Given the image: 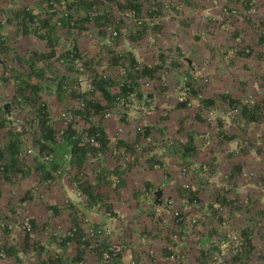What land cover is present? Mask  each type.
I'll return each mask as SVG.
<instances>
[{
    "label": "rangeland",
    "instance_id": "rangeland-1",
    "mask_svg": "<svg viewBox=\"0 0 264 264\" xmlns=\"http://www.w3.org/2000/svg\"><path fill=\"white\" fill-rule=\"evenodd\" d=\"M132 3L141 6L135 7L140 17L151 18L157 7L166 16L160 24L140 25L136 17L125 18ZM0 15V220L15 221L14 231L0 237L7 251L0 264H65L62 258L73 264H139L143 256L156 264L160 244L168 242L175 253L163 256L175 255L173 264H264V32L258 30L264 31V0H0ZM111 27L119 35L113 36ZM240 44L250 52L230 53ZM146 66L156 70L146 75ZM104 79L112 100L99 87ZM128 81L137 90L136 101L119 97ZM21 83L29 98L18 93ZM34 87L41 91L32 100ZM251 95L253 104L229 113L234 102ZM38 103L47 105L52 140ZM64 112L72 115L71 122L66 123ZM94 126L103 129L109 146L98 139V146L92 144L85 130ZM68 129L81 137L79 151L88 150L82 164L70 152L55 162V147L64 143ZM124 135L139 144L135 151L126 150L128 185L136 191L146 185L155 189L149 202L153 207L161 203V209L152 212V221L163 236L127 242L110 232L99 237L103 246L93 247L79 232L67 242V255L61 252L67 237H59L60 251L51 247L43 254L50 237H30L21 219H33L36 231L30 208L35 204L50 224L59 212L76 213L74 225H93L75 208L89 201L84 188L99 187V178L115 195L125 186L123 172L103 174L106 164L117 163L107 160L119 156ZM12 141H17L16 152ZM29 148L33 153L25 155ZM45 153L53 158L46 160ZM156 156L158 161L151 159ZM38 160L48 170L39 169ZM147 178L154 181L150 187ZM174 208L181 211L180 220L172 215ZM201 225L218 237L210 250L200 247ZM13 232L16 237H9ZM228 232L244 237L238 255L227 245ZM112 243H121L123 253L105 261L102 249ZM81 250L89 257H80Z\"/></svg>",
    "mask_w": 264,
    "mask_h": 264
},
{
    "label": "crops",
    "instance_id": "crops-1",
    "mask_svg": "<svg viewBox=\"0 0 264 264\" xmlns=\"http://www.w3.org/2000/svg\"><path fill=\"white\" fill-rule=\"evenodd\" d=\"M1 88L2 86L0 87V91H3ZM108 134H109L108 137H110V131L108 132ZM121 138H122L121 144L125 146H123V149H119V156H111V159L109 158L107 160V162L108 161L110 162V160H116L117 163L113 162V165H112V162H110V164L114 168L110 165L107 166L106 164V167H105L106 170L103 174L106 175L107 173L113 174V172L114 173L117 172L120 175V173L123 172L122 177L125 180L123 181V183H126L125 186L120 187L119 188L120 193L115 195L113 191L109 190L108 187L102 184L103 181H100L99 180L100 178H99L97 179V183L99 184V187L95 185L94 186L91 185L88 189L89 191L92 192L91 193L92 196L90 198L88 197L89 201L87 203H78L77 204L78 207H76L75 209L82 210L84 213H86L88 215V218L92 221L94 225H101L105 227L108 232L112 233L113 237L114 236L125 237V240H127V242H132L131 240H135V238H131V237H144L143 239L140 238L141 242H144L145 239L149 241L151 237H162L163 235L159 231L154 229V223L152 221V218H153L152 212H155L154 210H160L161 203L153 207L151 203L149 202L150 200L149 193L155 189L148 188V185L145 186L147 189L146 188L143 189L145 191H136L137 189L131 188L128 185V183L129 184L131 183V181H129V173L131 172L130 167L125 168L123 165V163L125 162L124 161L125 155L127 153L126 150L135 151L136 147H139L138 146L139 144L136 143L132 145L131 144L132 141L131 140L129 141V139L126 138L125 135L124 137H121ZM107 144L109 146V143ZM56 148L58 150V155H57L58 160L64 159V156H66L67 154L66 148H69V146H67L66 144V141H64L62 145L61 144L56 145ZM121 152L122 154H124V156L121 154ZM136 155L138 156V154ZM129 156H131V154ZM135 156L132 155L133 158H135ZM153 158L154 160H157V161L159 160V156L151 157V159ZM128 159H130L129 161L133 160V159L131 160V157H128ZM139 159L140 160L142 159L141 155H139ZM134 161L136 162V160ZM153 166H154V163L151 162V167ZM109 167L115 170H111ZM151 167L147 166V170L155 171V169L151 170ZM132 170L134 171V169ZM145 173L150 174V172L148 171H146ZM142 176H144V173L142 174ZM149 180L150 179L147 178V183L150 184L149 185L150 187L152 186L154 181L153 180L149 181ZM34 207H35V204H32L30 208H31L32 214L34 215L35 225L38 224L37 225L38 227L36 228V231L33 234H29V236L30 237H50V239L48 240V243L42 246L43 254L46 253V251H48V248H51V247H55L60 251L61 245L60 243H58L59 237H73L68 234V231L66 229L69 228L67 227L69 224L70 226L76 224L75 223V221L77 220V217H75L76 213L72 214V216H69V213L68 214L64 213L61 215V213L58 212L57 214V212H55L54 215L52 214L53 216L52 218H50V216L48 215V217L50 218L49 221L51 222L50 224L48 223L47 219H44L43 217H39V216H42V214L39 215L37 213V209ZM62 218H64L65 221H63ZM206 224L209 225V223H206ZM50 226H52V228L49 231L46 229L43 230L44 227L48 228ZM65 226L67 228H65ZM203 228L204 229L206 228V229L204 230ZM209 228L210 227L207 228L206 226L204 227L203 225L199 227V230H201L202 232L199 238V242H200V247H202L203 250L204 248H206L207 250H210L209 248L210 243L218 240V237H215V235H212V231H210ZM9 237H16V232H13L11 235H9ZM161 244L159 246V253L162 254V257H160L159 261L157 260L159 263H156V264H173L172 263L173 259L170 258L171 254L167 256H163L165 254L175 253L172 251L171 244L169 242L164 244V246H161ZM68 248L69 247H67L66 250L65 248H63L61 252H64L66 254L67 253L66 251L68 250ZM79 254H81L79 255L80 257H83V256L84 258L89 257L88 253H84L83 250H81ZM125 258H128V256H125ZM150 263L151 262L148 261V256L147 257L143 256V259L141 260V262H139V264H150ZM152 264H155V263H152Z\"/></svg>",
    "mask_w": 264,
    "mask_h": 264
},
{
    "label": "built area",
    "instance_id": "built-area-1",
    "mask_svg": "<svg viewBox=\"0 0 264 264\" xmlns=\"http://www.w3.org/2000/svg\"><path fill=\"white\" fill-rule=\"evenodd\" d=\"M156 12L153 14V16L150 18L147 17H140L138 16V12L137 9L132 8L130 10H127L125 12V18H132V17H136V21L138 24L142 25L144 24L146 21H150V24L152 25H157L160 24L161 21L164 19V16H166L162 9L160 10L158 7L155 9ZM228 8H225L226 13ZM159 11V12H157ZM162 11V12H161ZM234 11V10H233ZM231 12V11H230ZM4 25V18L2 15H0V44L2 42L3 39V31H2V27ZM261 25V24H260ZM224 26H226V28L231 31L233 33L234 31V27H232L230 24L225 23ZM260 32H264L262 28L258 29ZM110 32L113 34V36H117L119 35V31L117 29H115L114 27L110 28ZM250 48L249 47H245V46H240L230 50V53H236L237 51H242L243 53H249L250 52ZM236 51V52H235ZM207 78H205V81L207 82ZM19 82V81H17ZM128 83H130V81H128ZM124 84V83H123ZM122 84V85H123ZM137 90L136 89H132L129 92H127V94L124 96L123 94H120L119 97L123 100L126 101L127 98H132L133 100L135 99V101L137 100ZM255 101L251 95V98H247L245 100H243V102L239 103V102H234L231 107H230V111L229 113L231 114H237L241 112V108L247 105H251L253 104ZM81 108L84 109L85 108V102L83 101V97H82V102H81ZM234 117V115L232 116ZM72 115L69 112H64V120L67 122H71L72 120ZM91 126V125H90ZM89 126V127H90ZM89 127L88 129L85 130L86 135L89 137V140L92 142V144L98 146L99 145V141L96 138V135H92L90 134L89 131ZM64 131V130H63ZM62 131V132H63ZM208 142H212V139ZM119 152V151H118ZM27 153L31 154L33 153V149L29 148L28 150H26L24 152L25 155H27ZM53 158V154L51 153H45V159L46 160H51ZM184 170H186V168H184ZM184 174H186V172L184 171ZM187 187H189V184H187ZM189 200L188 198H185L184 201L187 202ZM172 215L176 218H178V220L181 219V211L179 209H172ZM89 218L87 217L85 219V221H88ZM198 221V219L194 218V222ZM22 222V227L23 229L26 231V233L28 234H33L34 233V223L32 221V219L30 217H26L25 219H21ZM86 225L85 222H83L82 224L78 225H74L72 226L69 230H68V234L75 237L76 235L79 234V232H83V235L81 237H83L84 239H89V241L92 242L93 247H99V246H103L104 245V241L102 238L99 237H108V234L110 232L107 231V229L101 225H89L87 226V228H84L83 226ZM15 228V221H12L10 219H6V220H0V237H5L6 236V231L11 230L14 231ZM227 245L232 247L233 250L232 252L236 255H238L245 247V240L244 237H242L241 234L237 233V232H228L227 235ZM61 240H63L61 238ZM4 239L0 240V259H4L7 257V251L4 245ZM70 242V240L68 241V243ZM225 243V242H224ZM232 243V244H231ZM102 257L105 261H111L114 260L115 258L119 257L124 250V246L121 243H112V244H107V246L105 248L102 249ZM61 255H59V253H57L55 255V258H60ZM175 257V255L170 256V258ZM65 264H73L71 261H67V263ZM74 264H86L85 260H80L77 261V263ZM133 264H135L133 262Z\"/></svg>",
    "mask_w": 264,
    "mask_h": 264
},
{
    "label": "trees",
    "instance_id": "trees-1",
    "mask_svg": "<svg viewBox=\"0 0 264 264\" xmlns=\"http://www.w3.org/2000/svg\"><path fill=\"white\" fill-rule=\"evenodd\" d=\"M132 7H136V8H138V11L140 10V8H141V6L139 5V4H137V3H132ZM140 7V8H139ZM27 16H29V17H31L32 19H33V15H31L30 14V12H27ZM45 23L46 24H48L46 21H45ZM156 70V68L155 69H153V68H151V67H148V66H146L145 67V69H143V73L144 74H146V75H151L154 71ZM17 81H19L18 82V84L21 82L20 81V79L18 78V79H16ZM103 82V83H102ZM102 82H100L99 83V87L102 89V91H103V93L109 98V100H112V98H113V95H112V93L110 92V90H109V85L107 84L108 83V80H106V79H104ZM132 83V82H131ZM131 83H124L122 86H121V90H120V94H123L124 96L127 94V92H129L130 90H132V89H135V86H134V84H131ZM26 86L27 85H25L24 83H21L19 86H18V93H20V94H22L23 92H25L26 91ZM37 88V87H36ZM35 87L33 88V93L35 94L34 95V97H30L32 100L33 99H36V97L38 96V94L40 93V89H36ZM24 94V96L26 97V98H29V97H27L28 95L27 94H25V93H23ZM34 102L36 103L37 102V100H34ZM38 105V107H40V112H41V114L44 116L43 117V119H42V121H43V125L46 127V131H47V135H48V138H50L51 140L52 139H54V128L52 127V126H47V117H48V109H47V105L45 104V103H38L37 104ZM89 104H87V106H88ZM90 105H92V104H90ZM92 106H96V109L97 108H101V106L100 105H96V104H93ZM91 106V107H92ZM89 107V106H88ZM90 134H92V135H96V138L98 139V140H100V143L102 144V145H106L109 141H108V139H107V137H106V135H105V133H104V131H103V129H99L98 127H92L91 129H89V131H88ZM65 141H66V144H67V146H69V148H66V152L68 153V152H70V154H74L75 156H78L76 159V162L78 161V163L79 164H82L84 161H85V159H86V156H87V149H84V151L83 152H80L79 151V144H80V141H81V137H79L77 134H75V132L74 131H72L71 129H68V131L66 132V134H65ZM16 147H17V141H12L11 143H10V149L12 150V151H15L16 150ZM56 148V147H55ZM45 149V146H42V150H44ZM56 150V149H55ZM16 152V151H15ZM43 152V151H42ZM78 153H80V155L78 154ZM44 158V157H43ZM55 162L56 163H59V160L58 159H56L55 160ZM7 167V166H6ZM38 167H39V169H41V170H44V171H46V170H48V168H47V166H46V164H45V161L43 162V161H40V160H38ZM89 187L90 186H86L85 188H84V190H85V192H86V194L88 195L87 197H91L92 196V192L91 191H89L88 189H89ZM69 239H70V237H67V239H65V241H64V243H63V245L62 246H64V248L66 247V244H67V242L69 241ZM103 251V250H102ZM61 261H63L64 263H66V261H64L63 260V258L61 259ZM51 261H49V263H50ZM59 263V261H55V262H53V264H58Z\"/></svg>",
    "mask_w": 264,
    "mask_h": 264
},
{
    "label": "water",
    "instance_id": "water-1",
    "mask_svg": "<svg viewBox=\"0 0 264 264\" xmlns=\"http://www.w3.org/2000/svg\"><path fill=\"white\" fill-rule=\"evenodd\" d=\"M162 192L161 191H157V196L158 198L161 196Z\"/></svg>",
    "mask_w": 264,
    "mask_h": 264
},
{
    "label": "clouds",
    "instance_id": "clouds-1",
    "mask_svg": "<svg viewBox=\"0 0 264 264\" xmlns=\"http://www.w3.org/2000/svg\"><path fill=\"white\" fill-rule=\"evenodd\" d=\"M76 236H78V235H76ZM76 236H75V237H76Z\"/></svg>",
    "mask_w": 264,
    "mask_h": 264
}]
</instances>
